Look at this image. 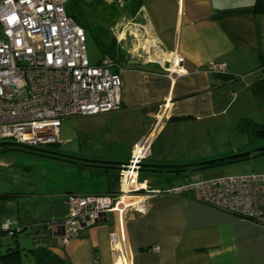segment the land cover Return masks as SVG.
Wrapping results in <instances>:
<instances>
[{"label": "crops", "instance_id": "crops-1", "mask_svg": "<svg viewBox=\"0 0 264 264\" xmlns=\"http://www.w3.org/2000/svg\"><path fill=\"white\" fill-rule=\"evenodd\" d=\"M262 4L140 0L114 37L122 53L116 66L122 82L120 108L68 117L76 118L80 146L66 154L118 164L79 165L61 159L62 175L87 181H67L60 196L0 189V195L12 194L3 206L13 204L7 205L15 210L12 226L38 231L19 249L18 264H264V225L186 196L151 194L144 214L129 209L120 218L101 215L66 242L61 226L68 193L119 191V167L149 131L142 163H189L241 153L229 148V131L241 117L264 125ZM220 61L226 70L210 68ZM2 166L8 165L0 161ZM171 175L139 171L140 181L146 180L152 190L183 183ZM45 205L47 211L32 216ZM1 219L8 217L2 212Z\"/></svg>", "mask_w": 264, "mask_h": 264}, {"label": "built area", "instance_id": "built-area-1", "mask_svg": "<svg viewBox=\"0 0 264 264\" xmlns=\"http://www.w3.org/2000/svg\"><path fill=\"white\" fill-rule=\"evenodd\" d=\"M68 2L0 0V142L27 147L56 144L63 119L120 108L117 64L109 56L89 61L85 29L66 13ZM210 68L227 67L220 61ZM150 136L151 131L140 139L128 164L120 167L118 192L66 195L68 212L61 223L65 242L96 224L101 215L114 213L120 218L129 209L144 214L146 198L155 193L186 196L264 225V172L188 180L152 190L139 179ZM10 224L5 219L1 227L8 229Z\"/></svg>", "mask_w": 264, "mask_h": 264}, {"label": "rangeland", "instance_id": "rangeland-1", "mask_svg": "<svg viewBox=\"0 0 264 264\" xmlns=\"http://www.w3.org/2000/svg\"><path fill=\"white\" fill-rule=\"evenodd\" d=\"M101 1V4H96V0H79L88 24L87 29H85L86 48L87 57L91 63H96L102 57L101 51L97 47L91 32L100 28L106 34L105 40L109 41L111 38L115 37L116 34H119L122 23L126 22L130 16L129 13L126 12V9L131 0ZM75 119L76 118H65L62 120L56 145H44L38 146L37 148L64 154L77 152L80 144L76 137ZM5 141L12 142L10 140ZM227 142L231 151H235L236 149L238 152H245L264 145V139H255L249 130H237V128L234 127L233 130L228 133ZM12 147L11 150L0 154V161L8 165L0 167V189L2 190L6 187L9 189L19 187L21 189L25 188L28 192H52L60 196L58 192L67 181H87V179L84 178L76 179L73 175H62L60 172V165L61 163L64 165V162L61 161V158L34 154L26 151L22 147ZM262 172H264V155H257L228 164L190 171L187 174L182 172L179 178L185 182L188 178L191 180H200L221 175L238 176ZM166 174L165 172L150 173L152 176L159 177L166 176ZM175 180L178 181L176 178ZM9 204H5L3 213H5L8 219L12 220L11 217L13 212L15 213V210H11L10 207H13L11 206L13 204H10V207L7 206ZM39 211H47V205L39 207V210L35 209V211L32 212V216L35 214L39 215ZM15 227L16 226H12V228ZM32 228L33 227L28 226L24 232L16 233V236L12 238L7 233H1L0 252L4 253L7 247H18V249L21 250L22 245H28L33 239L32 237L34 234L38 232L36 231L37 229L34 230ZM38 229L40 230L39 227Z\"/></svg>", "mask_w": 264, "mask_h": 264}, {"label": "trees", "instance_id": "trees-1", "mask_svg": "<svg viewBox=\"0 0 264 264\" xmlns=\"http://www.w3.org/2000/svg\"><path fill=\"white\" fill-rule=\"evenodd\" d=\"M260 1H264V0H260ZM101 2H102L101 0H96L95 3L101 4ZM139 6H140V0H131L130 4H128V6H127L126 12L133 14L139 8ZM65 9H66V13L69 16H71L84 29H87L88 24H87V21L85 19L84 12H83V9L81 8L79 0H69ZM258 11L261 13H264V4L261 5V8H259ZM91 35H92L97 47L101 51L102 56L111 57L113 59V61L118 66V62L120 60V57H122V53H121L119 47L116 45L115 38L113 37L109 41H106L105 40L106 34L100 28H97L94 31H92ZM115 71H117V70L115 69ZM235 128H237V130H249L251 132V134L255 137V139H258V140L264 139V125H261L260 123L254 121L250 118L241 117ZM12 146L22 147L26 151L34 153V154L51 156L46 151L34 150L30 147L22 146V145H19L16 143H7L4 145H0V154L4 153L5 151L11 150L13 148ZM257 155H264V151H258V152H254L252 154H247L245 156H242L241 158L224 161L221 164H228L231 162H236L239 160L248 159V158H251V157H254ZM62 160H67V161L76 163L75 161L70 160V159H62ZM79 165H81V164H79ZM215 165H218V164H214V166ZM156 171L157 172H165L166 170L157 169ZM182 172L186 173L189 171L182 169L181 171H178L177 173H171L172 179H175V178L178 179L180 177V173H182ZM11 197H12V194L8 193V192L4 193L3 195H0V234L1 233H7L12 238V237L16 236V233H19L22 231H19V229L17 227L12 228V224L9 225L8 229H3L1 227L3 221L5 220V219H1V214L3 212V206H4V203L7 201V199L11 198ZM19 252L20 251H19L18 247H14V248L7 247L5 249L4 253L0 252V264H18V257L20 255Z\"/></svg>", "mask_w": 264, "mask_h": 264}, {"label": "water", "instance_id": "water-1", "mask_svg": "<svg viewBox=\"0 0 264 264\" xmlns=\"http://www.w3.org/2000/svg\"><path fill=\"white\" fill-rule=\"evenodd\" d=\"M7 143H11V142H5V141L0 142V145H4ZM30 148H32L34 150L46 151L51 156L62 158V159H70V160L75 161L77 164H81V165L96 164V165L108 166V165L118 164V162H114V161L83 158V157H78V156H74V155H70V154H66V153L64 154V153H59V152L50 151V150H46V149H39L37 147H30ZM258 151H264V145L258 146L256 148H253L251 150L241 152V153H235V154H231L228 156L205 159L202 161H195V162H189V163L147 164V163L141 162L139 171H142L145 173H157V171H156L157 169H164V170H166L165 173L171 174V173H177L178 171L185 169V170H188L190 172V171H194V170L209 168L211 166H214V164L222 165L221 163L224 161L241 158L242 156H245L247 154H252V153L258 152ZM125 164H128V160L125 163H123L122 165H125ZM122 165H120V167ZM215 166H217V165H215ZM120 167H119V169H120Z\"/></svg>", "mask_w": 264, "mask_h": 264}]
</instances>
